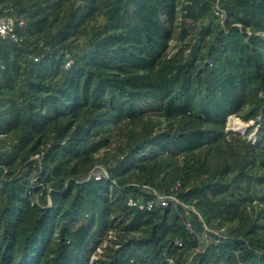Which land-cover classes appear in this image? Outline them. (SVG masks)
<instances>
[{"label": "trees", "instance_id": "1", "mask_svg": "<svg viewBox=\"0 0 264 264\" xmlns=\"http://www.w3.org/2000/svg\"><path fill=\"white\" fill-rule=\"evenodd\" d=\"M0 6V264H264V0Z\"/></svg>", "mask_w": 264, "mask_h": 264}, {"label": "built area", "instance_id": "2", "mask_svg": "<svg viewBox=\"0 0 264 264\" xmlns=\"http://www.w3.org/2000/svg\"><path fill=\"white\" fill-rule=\"evenodd\" d=\"M2 7L0 6V38L1 39H9L13 42H19V36L15 32L14 24L11 19L4 17L2 14ZM222 13V12H221ZM224 17V14H221ZM24 22L21 21L19 26L22 27ZM95 172L93 173V175ZM96 179H102L103 177H107L108 174L104 170L98 171L96 174ZM177 200L173 196H166V195H158L156 194L155 197L147 198L145 196H138V197H130L128 199V206L132 208H136L140 211H151L156 206L167 207L170 203H175ZM176 244L181 246L182 243L177 241Z\"/></svg>", "mask_w": 264, "mask_h": 264}, {"label": "rangeland", "instance_id": "3", "mask_svg": "<svg viewBox=\"0 0 264 264\" xmlns=\"http://www.w3.org/2000/svg\"><path fill=\"white\" fill-rule=\"evenodd\" d=\"M232 120H234L235 125H232ZM253 124V122L246 124L244 122H242L239 118H236L234 116L230 117L228 120V130L233 131V132H237L236 130H238L240 132V134L245 133L248 129L249 126H251ZM255 134V133H254ZM251 134L249 136V139H255V135ZM244 135V134H242Z\"/></svg>", "mask_w": 264, "mask_h": 264}, {"label": "water", "instance_id": "4", "mask_svg": "<svg viewBox=\"0 0 264 264\" xmlns=\"http://www.w3.org/2000/svg\"><path fill=\"white\" fill-rule=\"evenodd\" d=\"M236 131H237L236 133L240 134V132H239L238 130H236ZM242 134H244V135H245V133H242Z\"/></svg>", "mask_w": 264, "mask_h": 264}, {"label": "bare ground", "instance_id": "5", "mask_svg": "<svg viewBox=\"0 0 264 264\" xmlns=\"http://www.w3.org/2000/svg\"><path fill=\"white\" fill-rule=\"evenodd\" d=\"M234 125H235V123H234Z\"/></svg>", "mask_w": 264, "mask_h": 264}]
</instances>
